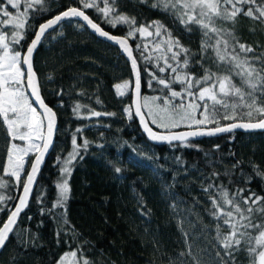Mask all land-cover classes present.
I'll list each match as a JSON object with an SVG mask.
<instances>
[{
    "label": "trees",
    "instance_id": "16d2710c",
    "mask_svg": "<svg viewBox=\"0 0 264 264\" xmlns=\"http://www.w3.org/2000/svg\"><path fill=\"white\" fill-rule=\"evenodd\" d=\"M47 3L51 10L36 13L30 19L33 30L17 50H25L39 23L70 5L80 6L78 0H47ZM119 9L136 16L137 26L153 20L162 21L184 46L199 51L202 36L198 30L188 35L178 23L173 24L170 16L135 0H121ZM9 11L15 12L10 6ZM86 14L112 34L125 36L128 31L126 25L112 28L92 9L86 10ZM80 25L75 20L64 21L47 34L34 53L33 66L40 80V93L56 113L58 130L28 206L15 226L16 234L0 250V264H12L13 257L16 264H57L61 256L73 250L83 253L93 264H170V259L185 250L184 233H188L193 253L204 264H214L216 222L206 211L211 204L209 193L202 189L213 184L226 187L230 194L245 189L241 193L243 197L249 195L248 190L264 196V176L257 174V169L264 173V131L231 132L204 138L191 141L193 147L150 143L133 115L128 119L123 111L130 106V91L123 97L116 95L115 85L131 82L128 63L117 48L97 39ZM217 26L232 27L220 23ZM235 31L240 43L253 46L257 53L263 52L264 23L240 15ZM4 34L10 36L11 29ZM154 39L158 38H143L139 33L129 38L138 64L148 66L141 52L149 55ZM137 44L141 45L140 51L136 50ZM145 44L149 51L144 50ZM141 71V96L157 95L156 87L147 86L148 76L143 74V68ZM191 71L203 75L200 67ZM49 75L53 77L51 81ZM234 82L239 85L238 78ZM174 87L180 89L178 84ZM61 90L63 95H58ZM76 104L86 107H81L77 114L73 112ZM90 110L116 115L89 119ZM237 120L249 121L246 115L238 112L236 119L221 120V124ZM254 120L257 119L251 121ZM77 128L83 130L77 134V142L87 139L89 146L87 150L81 148L83 159L74 161L71 175L65 177L70 188L65 207L49 213L58 195L56 183L61 180L63 167L57 157H66L71 151V138ZM10 142L0 118V182L6 185L0 188V193L13 198L7 201L12 208L22 182L16 184L11 175L4 173ZM205 153L209 155L206 157ZM176 157H181L183 163L177 164ZM237 161L241 163L233 169ZM158 166L157 173L154 168ZM115 167L122 169L119 175ZM213 172H218L219 177H212ZM217 191L214 187L211 195H216ZM8 213H0V224ZM76 258L80 260L79 255ZM237 264H252L246 250L237 254Z\"/></svg>",
    "mask_w": 264,
    "mask_h": 264
},
{
    "label": "snow or ice",
    "instance_id": "6c2138e0",
    "mask_svg": "<svg viewBox=\"0 0 264 264\" xmlns=\"http://www.w3.org/2000/svg\"><path fill=\"white\" fill-rule=\"evenodd\" d=\"M78 2L79 7L70 5L65 11L41 23L24 52L17 48H22L28 32L33 30V25L29 23L30 19L34 18L36 13L43 14L51 10L47 0H0V118L12 141L8 148L4 173L14 177L17 184L23 183V195L19 196L14 208H10L7 204L8 200L13 199L12 197L0 196V213H10L0 224V250H3L9 239L16 234L15 226L22 211L28 206L44 155L54 145V137L58 130L56 113L44 103L40 95V80L34 70L33 57L43 40L47 38V34L55 31L62 21L82 19L95 33L118 44L127 54L135 76V99L132 105L126 106L123 111L128 119H132L134 106L135 114L139 117L144 132L152 141L169 144L177 142L181 147H193L191 139L196 137L230 133L236 128L246 131L264 130V119H259L264 117V52L257 53L253 46L240 43L235 31L237 18L240 15L264 23V0H152L151 4L149 0H135L139 4L148 5L154 11L170 16L173 24L178 23L188 35H191L194 29L198 30L202 36L199 51L184 46L180 38L174 36L172 30L160 20L137 26L136 16L120 12L121 0H78ZM9 6L15 10L14 13L9 11ZM89 9L94 10L98 18L112 28L126 25L128 29L126 35L118 37L104 31L99 23L86 14V10ZM218 23L230 24L232 27H218ZM9 29L11 35L7 36L4 33ZM137 33L143 38H158L151 41L154 47L150 51L148 45H144V50L149 51V55L145 56L144 52H141L144 64L148 66L138 64L129 45V38H133ZM140 49L141 45L137 44L136 50L140 51ZM153 53H155L154 64ZM195 67L203 70L202 76L191 71ZM142 68L143 74L148 76L147 86L149 88L155 86L157 95L141 96ZM219 69L224 71L221 72ZM237 78L239 85L234 82ZM48 79L51 81L53 77L49 75ZM177 84L180 85L179 90L174 87ZM131 86L130 81L115 85L116 95L125 96ZM25 89L30 90L35 98L34 102H38L43 108V113H37V109L29 102ZM58 95H63V91L61 90ZM96 102L100 103L99 100ZM81 107L86 106L76 104L73 112L78 114ZM238 112L246 115L249 121L257 119V122L221 126V120H234ZM102 115L115 116L116 113L90 110V116L87 118ZM45 120L46 135L43 131ZM149 121L162 129L163 133L154 131L149 126ZM181 125L191 130L175 131ZM209 125L215 126L208 127ZM25 128L26 133L23 131ZM82 131L81 128H77L73 133L72 149L67 156L57 157L63 167H61V180L56 183L58 195L51 209H48L49 213L65 207L70 192L65 177L71 175L73 162L83 159L80 155L81 148L87 150L89 146L87 139L82 143L77 142V134ZM33 134L40 143L32 142ZM17 138L29 140V146L18 148L14 143ZM215 148L218 149L219 145ZM196 150L200 151L199 147ZM33 151L37 154L35 160L31 162V171L27 172L26 179L22 178L25 158ZM208 155L209 153H205L206 157ZM175 160L177 164L183 163L181 157H176ZM240 163L241 161H237L232 166L233 169ZM159 170L160 166L154 168L157 173ZM114 171L119 175L122 169L115 167ZM257 174L264 176V173H260L258 169ZM219 175L218 172L211 173L214 178H218ZM5 186L4 183H0V188ZM214 187L218 189L217 194L211 195ZM202 190L209 193L211 208L206 211L216 222L213 238L214 264H237V254L245 250L252 264H264V250H261L264 249V196L248 190L249 195L243 197L241 193L245 189L230 194L226 187L213 184H208ZM172 208L175 210L176 205L173 204ZM42 214H44L43 209ZM61 217L63 218V214ZM64 223H68L66 219ZM208 230L205 228V231ZM184 236L185 250L179 252L175 259H170V264H204L203 260L193 253L192 245L188 242V233H184ZM69 255L74 258L75 264H81V260L82 264H93L77 250L65 253L57 264H64ZM78 255L80 260L75 259ZM12 264H16L15 257L12 258Z\"/></svg>",
    "mask_w": 264,
    "mask_h": 264
},
{
    "label": "water",
    "instance_id": "95a60500",
    "mask_svg": "<svg viewBox=\"0 0 264 264\" xmlns=\"http://www.w3.org/2000/svg\"><path fill=\"white\" fill-rule=\"evenodd\" d=\"M66 9H67V8H66ZM66 9H64V10H62V11H60V12H63V11H65ZM60 12H58V13H56V14L50 16L49 18L45 19V20L42 21L41 23H45L48 19H51V18L55 17V16L58 15ZM72 20L78 21L79 23H81L82 25H84V27H85V28H86V29H87L92 35H94L97 39H100V40H102V41H104V42L110 44L111 46H114L115 48H117V50L119 51V53L123 56V58L125 59V61L128 63V66H129V69H130V72H131V82H132V86H131V90H130V93H131L130 106H131L133 100L135 99V90H134V80H135V76H134V73H133V70H132L131 60L128 58L127 54L123 52V50L119 47L118 44L114 43L113 41H109V40H107L106 38L101 37V36H99L97 33H95L94 30H92L90 27H88V26L85 24V22L82 21V19H80V18H75V19H72ZM65 21H66V20H65ZM63 22H64V21H62L61 23H63ZM41 23L38 24V26L36 27L35 30H38L39 25H40ZM61 23H60V24H61ZM57 27H58V26H57ZM57 27H56V28H57ZM103 30L106 31L105 29H103ZM50 32H51V31H50ZM107 32H108V31H107ZM109 33H110V32H109ZM110 34H111V35H114V36H118V37L122 36V35H116V34H112V33H110ZM34 36H35V32H34V34H33L32 39L34 38ZM32 39H31V40H32ZM128 42H129V45L131 46L130 41H128ZM30 43H31V41L29 42V44H30ZM27 46H28V45H27ZM131 47H132V46H131ZM26 50H27V47L25 48L24 52H26ZM263 52H264V40H263ZM25 92H26V94L28 95L29 101H30V103H32V106L35 107V108L37 109V112H38V113H43V111H44L43 108L39 105L38 102H34L35 98H34V96L31 95L30 90H29V89H25ZM40 95H41V93H40ZM41 97H42V96H41ZM42 99H43V98H42ZM44 103H45V101H44ZM45 104H46V103H45ZM47 106L50 107L48 104H47ZM50 108H51V107H50ZM52 110H53V109H52ZM53 111H54V110H53ZM132 115H133V117L135 118V120H136V122H137V125H138L140 131L142 132V134L145 136V138H146L150 143L155 144V145H159V144H169V143H167V142H157V141H152V140L148 137L147 133L144 132V130H143V127H142V125H141V123H140V119H139V117L136 116V114H135V108H134V106L132 107ZM260 119H264V117H261ZM56 121H57V119H56ZM249 122L255 123V122H257V120H254V121L237 120V121H231V122L223 123V124H221V126H227L228 124H231V123H249ZM44 124H45V127H44V134L46 135V133H47V129H46L47 121H46V120L44 121ZM149 126L152 127L154 131H157V132L163 133V130L156 129L154 126H152V124H150V122H149ZM208 127H214V126H208ZM189 130H191V129H188V128H186V127L175 129V131H189ZM262 131H264V130L246 131V130H244V129H242V128H236V129H234L232 132L249 133V132H262ZM230 133H231V132H230ZM224 134H228V133H219V134L214 135V136H201V137H196V138H192L191 141H198V140H201V139H204V138L218 137V136H221V135H224ZM54 140H55V137H54ZM175 143H177V142H173L172 144H175ZM41 147H42V144H41ZM52 148H53V146H51V147L49 148L48 152L45 153V155H44V159H43V161H42V163H41V166H40L39 173H40V171L42 170V168H43V166H44V164H45V162H46L47 157L49 156L50 152L52 151ZM36 154H37V153H35V154L32 156L31 160H30L29 166H28L27 171H26V173H25V175H24V178H25V179H26L27 172H30V171H31V162L35 160V156H36ZM39 173H38V175H39ZM38 175H37V179H38ZM37 179H36V182H37ZM36 182H35V184H34V186H33V190H34V188H35V186H36ZM32 193H33V192H32ZM20 195H23V183L21 184V187H20L19 193H18V195H17V197H16L15 203L13 204L12 208H14L15 204L18 203V200H19V196H20ZM31 196H32V194H31ZM31 196H30V198H29V201H30V199H31ZM29 201H28V203H29ZM25 209H26V208H25ZM25 209H24V210H25ZM24 210L22 211V213L24 212ZM22 213H21V214H22ZM8 214H10V213H8ZM8 214H7V215H8ZM19 218H20V217H19ZM6 219H7V216H6V218H5L4 220H6ZM18 220H19V219H18ZM1 224H2V223H1Z\"/></svg>",
    "mask_w": 264,
    "mask_h": 264
},
{
    "label": "rangeland",
    "instance_id": "374dc122",
    "mask_svg": "<svg viewBox=\"0 0 264 264\" xmlns=\"http://www.w3.org/2000/svg\"><path fill=\"white\" fill-rule=\"evenodd\" d=\"M37 113H38V112H37ZM145 114H146V110H145ZM149 122H150V121H149ZM155 127H156V125H155ZM181 127H185V126L181 125ZM157 129H159V128L157 127ZM6 130H7V129H6ZM159 130H162V129H159ZM23 131L26 133V132H27V129L25 128ZM43 131H44V129H43ZM11 142H12V141H11ZM11 142H10V145H11ZM32 142L40 143V141L36 139V135H35V134H33ZM14 143L17 145L18 148H27V147L29 146L30 141L27 140V139H26V140H20L19 138H17V139L14 141ZM10 145H9V147H10ZM35 153H36V152L33 151L32 153L29 154L28 157L25 158V160H26L25 167H26V164H27L28 159H29L30 157H32ZM20 155H23V153H20ZM24 175H25V170L21 173L22 178H24ZM13 178H14V177H13ZM14 181L16 182L15 178H14ZM0 183H1V182H0ZM16 184H17V182H16ZM0 196H2L1 193H0ZM75 259L78 260L77 258H75ZM64 264H75L74 258H72V257L69 255V256L65 259Z\"/></svg>",
    "mask_w": 264,
    "mask_h": 264
}]
</instances>
